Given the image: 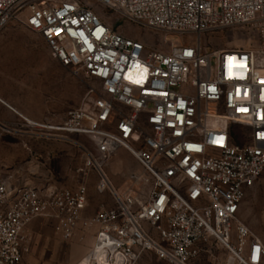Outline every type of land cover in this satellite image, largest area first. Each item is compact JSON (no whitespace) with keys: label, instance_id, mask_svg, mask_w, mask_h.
Masks as SVG:
<instances>
[{"label":"built area","instance_id":"obj_1","mask_svg":"<svg viewBox=\"0 0 264 264\" xmlns=\"http://www.w3.org/2000/svg\"><path fill=\"white\" fill-rule=\"evenodd\" d=\"M96 5L196 41L149 49L111 27ZM12 22L100 86L59 123L23 118L27 136L80 150L83 181L28 189L18 171L0 166V264H23L38 218L66 241L95 229L88 255L101 248L107 264H137L149 251L168 264H194L210 243L227 251V264H264L263 243L239 219L264 174V0H0V33ZM248 25L258 47L204 50L205 36ZM119 149L142 169L122 193L104 171ZM90 173L114 207L87 218Z\"/></svg>","mask_w":264,"mask_h":264},{"label":"rangeland","instance_id":"obj_2","mask_svg":"<svg viewBox=\"0 0 264 264\" xmlns=\"http://www.w3.org/2000/svg\"><path fill=\"white\" fill-rule=\"evenodd\" d=\"M102 18L116 31L149 49L170 51L176 46L193 44L194 35L166 34L123 18L116 12L96 5ZM205 51L215 49L256 48L258 31L248 25L218 31L202 39ZM100 84L84 74L74 75L62 67L50 55L45 41L18 22L8 24L0 33V93L23 111H33L39 122L59 123L66 113L83 102L90 88ZM16 129L0 127V166L16 170L24 181L33 187L52 186L74 188L81 181L76 170L82 165V154L72 144L50 138L40 141L36 136L23 137ZM84 142L85 139H82ZM113 186L119 192L132 187L130 177L142 172L136 160L124 149L117 150L104 167ZM88 189L87 215L94 216L101 205L114 207L108 193L96 191L98 178L90 173L85 180ZM148 187L141 190L147 191ZM255 237L264 245V174L256 186L245 197L239 215ZM30 249L23 264H90L89 253L93 250L96 232L80 230L69 241L63 240L55 231L54 222L38 218L29 230ZM229 254L220 245L210 243L194 264H227ZM137 264H168L153 252L144 253Z\"/></svg>","mask_w":264,"mask_h":264},{"label":"crops","instance_id":"obj_3","mask_svg":"<svg viewBox=\"0 0 264 264\" xmlns=\"http://www.w3.org/2000/svg\"><path fill=\"white\" fill-rule=\"evenodd\" d=\"M23 118L36 122L41 121L38 119V116L36 115L35 112L23 111L12 101H10V99H8L7 97H5L0 93V127L8 131L12 129H16L20 124L18 122V119H20V121H22L23 123ZM17 132L22 134L24 138L29 139V136H27L24 132L22 131H17ZM49 139L50 138H46V137L38 138V140L40 141H48ZM83 215L84 217L87 218L92 217L87 215V208ZM31 224L29 225L28 230ZM93 231L96 232L95 229H93Z\"/></svg>","mask_w":264,"mask_h":264},{"label":"bare ground","instance_id":"obj_4","mask_svg":"<svg viewBox=\"0 0 264 264\" xmlns=\"http://www.w3.org/2000/svg\"><path fill=\"white\" fill-rule=\"evenodd\" d=\"M90 264H107L109 257L106 256V253L99 248L96 252L89 255Z\"/></svg>","mask_w":264,"mask_h":264},{"label":"water","instance_id":"obj_5","mask_svg":"<svg viewBox=\"0 0 264 264\" xmlns=\"http://www.w3.org/2000/svg\"><path fill=\"white\" fill-rule=\"evenodd\" d=\"M23 186H24L25 188H28V189L34 188L32 184H29V183H28V180H25V181L23 182Z\"/></svg>","mask_w":264,"mask_h":264}]
</instances>
